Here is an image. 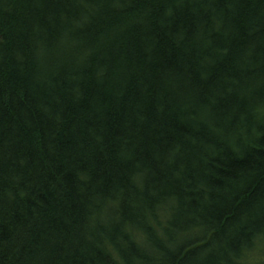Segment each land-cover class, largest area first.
<instances>
[{
	"label": "trees",
	"instance_id": "trees-1",
	"mask_svg": "<svg viewBox=\"0 0 264 264\" xmlns=\"http://www.w3.org/2000/svg\"><path fill=\"white\" fill-rule=\"evenodd\" d=\"M0 264H264V0H0Z\"/></svg>",
	"mask_w": 264,
	"mask_h": 264
}]
</instances>
